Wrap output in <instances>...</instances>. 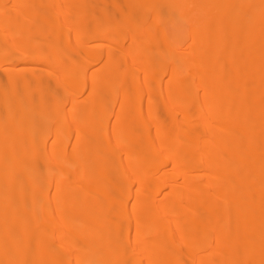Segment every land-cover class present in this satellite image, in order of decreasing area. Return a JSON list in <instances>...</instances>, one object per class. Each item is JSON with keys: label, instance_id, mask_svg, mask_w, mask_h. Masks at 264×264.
Instances as JSON below:
<instances>
[{"label": "bare ground", "instance_id": "1", "mask_svg": "<svg viewBox=\"0 0 264 264\" xmlns=\"http://www.w3.org/2000/svg\"><path fill=\"white\" fill-rule=\"evenodd\" d=\"M0 264H264V0H0Z\"/></svg>", "mask_w": 264, "mask_h": 264}, {"label": "rangeland", "instance_id": "2", "mask_svg": "<svg viewBox=\"0 0 264 264\" xmlns=\"http://www.w3.org/2000/svg\"><path fill=\"white\" fill-rule=\"evenodd\" d=\"M0 87L2 90H5L7 94L12 95L14 89V82L5 76H2L0 79Z\"/></svg>", "mask_w": 264, "mask_h": 264}]
</instances>
